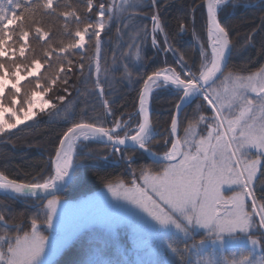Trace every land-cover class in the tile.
I'll return each mask as SVG.
<instances>
[{"label":"snow or ice","instance_id":"6c2138e0","mask_svg":"<svg viewBox=\"0 0 264 264\" xmlns=\"http://www.w3.org/2000/svg\"><path fill=\"white\" fill-rule=\"evenodd\" d=\"M237 2L201 0L200 4H194L193 13L206 9L205 29L209 40L208 50L204 46L200 48L199 66L188 67L185 57L179 55L176 60L179 72L165 68L147 76L139 95L138 111L125 118L124 114L117 117L113 112L114 101L104 98L110 70L101 66V49L106 43L101 34L106 28L109 32L116 28L118 38L128 35L126 46L140 59L144 39L150 38L152 45L159 47L157 33L165 31L159 0H119V3L87 0L84 14L75 9L61 11L59 3L54 7V0H0V137L10 140L12 130L45 112L51 119H66L72 125L63 133L55 150L54 173L50 169L46 175L34 174L31 180L21 182L0 171V193L7 199L27 202L35 198L41 202V211L31 217L30 223L13 225L9 224L13 219L11 209L0 203V264H52L49 256L59 254L88 229L89 225L83 224L70 235L58 233L51 240L47 233L54 227L62 232L64 215L57 209L67 205L61 203L60 194L79 175L83 161L74 162L79 160L77 149L87 147L85 142L89 140L110 147L113 156L121 154L119 158L126 162L131 179L128 185L116 179L108 183L107 190L117 200L128 201L140 209L135 212L104 197L107 206L121 214L107 227L127 224L134 232L144 229L153 234L159 231L157 225L160 229L174 228L183 234L185 250L179 251L178 246L167 242L166 247L179 257L195 250L198 256L195 264H264V248L259 257L255 255L256 246L264 245V65L253 71L231 64L234 55L254 46L257 30L264 33V17L260 18L259 29L250 31L241 44L234 43L231 29L222 17ZM245 6L264 11V0H257L255 5L245 0ZM54 15L63 16L66 21L72 17L71 23L75 26L74 38L55 46L43 23L44 17ZM134 20L136 27L126 32L124 29ZM146 23L152 26L150 32ZM184 30L181 22L180 31ZM30 36L37 43L46 42L41 44L39 57L28 55ZM162 43L163 51L176 55L167 34ZM120 54H124L123 50ZM112 63L111 71L115 72L119 63L115 53ZM121 67L122 79L132 82L128 65ZM42 68L45 69L43 76L40 75ZM73 68L83 78L82 84H92L88 94L101 101L103 115L87 117V107L95 111L94 105H88L77 119L76 114H68L71 101L65 104V95L53 93L58 83H68ZM53 69L55 75H49ZM22 81H28L29 85L23 95ZM150 85L159 88L173 85L178 96L167 136L162 137L159 150L152 148L159 133L146 107L151 100ZM194 99L202 103L197 105L192 118L185 117L181 125L183 107ZM204 110L211 115H203ZM108 118H111L110 125ZM181 128L182 135H177ZM129 151L152 157L154 167H141L137 175L131 167L134 159L123 155ZM102 158L108 159V156ZM141 213H146L151 220ZM198 229L206 230L207 237L196 244L192 242V234ZM209 238L220 249L230 242L244 240L252 245V251L241 260L222 261L214 258V254L202 257L200 254ZM89 264L103 262L96 260ZM180 264L194 262L182 259Z\"/></svg>","mask_w":264,"mask_h":264},{"label":"trees","instance_id":"16d2710c","mask_svg":"<svg viewBox=\"0 0 264 264\" xmlns=\"http://www.w3.org/2000/svg\"><path fill=\"white\" fill-rule=\"evenodd\" d=\"M86 2L87 0L58 1L61 11L75 9L81 14L85 13ZM200 3L201 0H159L160 15L165 31L157 36L159 47L155 48L150 38L146 37L144 39L140 59L137 58L134 51H130L126 46L129 41L128 35L123 36L122 39L118 38L116 28H113L111 32L106 28L105 32L101 34V39L106 41L101 49L103 58L101 66L110 70V82L105 86L104 98H110L111 101H114L113 112L117 117L124 114L125 118H127L128 114L137 112L139 95L143 90L144 80H146L147 76L165 68H175L179 72L180 66L176 63L179 55L185 57L188 67L195 68L199 66L201 56L196 38L200 37L205 46L208 47V34L205 29L206 9L203 12L199 9L195 13L192 12L194 4ZM256 3L257 0H250L251 5ZM95 11L94 7L93 13ZM148 14L150 15V13ZM87 15L92 16V13H87ZM261 17H264V11H260L256 7H246L245 0H238L235 8H229L223 14L222 19L231 29L230 36L233 38V42L241 44L250 31L259 29ZM71 21L72 18L66 21L65 17L59 15L43 18L45 30L50 31L49 39L54 41V46L61 41L67 43L74 38L75 26ZM181 22L185 25L186 30L184 31H180ZM65 23H67V29H65ZM136 25L137 21L134 20L124 30L127 32L129 29L136 27ZM151 27L150 23H146V28L149 32ZM165 34H167L169 44L175 47L176 55L162 50L165 47L162 43ZM29 43L31 50L28 55L41 56V44L46 42L37 43L30 36ZM121 50H123V55L120 54ZM114 53L118 57L119 63L115 72H112ZM75 59L79 61V57ZM123 64L128 65L132 74V82L122 79L123 69L121 65ZM231 64L237 68L246 66L253 71L264 65V33L257 30L254 37V46L246 47L239 54L234 55ZM40 75H45V69ZM49 75H55V69ZM86 75L87 73H85ZM69 76L70 78L66 85L58 83L53 88V93L67 97L65 104L71 101V104H68V114H76L77 119H80L85 108L88 105H94L95 111L91 107H87L85 115L87 117L103 115L104 109L101 101L94 99L88 94L92 84H82L81 80L83 78L80 77L76 68H73V73H70ZM21 87V95H23L24 92L28 91V81H25ZM64 88L68 89V92L71 93L70 96L68 92L63 91ZM177 101L178 96L175 90H171V92L161 90L152 97L153 113L151 120L153 127L159 133L156 141L152 144L153 150H159L163 143L162 137L167 136L166 130L170 127L174 105ZM201 103L200 100H193L184 109L180 118L181 125H183L185 117L188 119L192 118L197 110V105ZM203 103L206 105V102ZM60 107L63 108L64 105H60ZM202 114L205 116L211 115L206 110L202 111ZM37 121H39L38 124L36 123ZM108 123L110 125L111 118H108ZM29 125L36 126L29 127ZM71 126L68 120L62 118L51 119L45 112L40 113L34 120L12 131L13 135L10 140L0 137V171H3L10 178H17L21 182L31 180L34 174L46 175L50 169L54 173L52 161L55 150L63 133ZM21 128L26 130L20 131ZM179 135H182V128L179 130ZM111 153L112 149L106 147L103 143L89 142L77 161H83L79 175L73 180L67 190L60 195V199L74 202L82 200L105 189L108 183L116 179H121L128 185L131 177L126 162L121 160L117 154L113 156ZM158 154H162V152ZM123 155L134 159L135 163L131 167L136 170L137 175H139L141 167H154L153 161L144 153L133 154L129 151L123 153ZM104 156H108V159H103L102 157ZM260 194L259 186H257V195L259 196ZM0 203L8 205L11 209L13 219L9 220L10 225L30 223L31 217L41 211V202L35 200V198H30L27 202L23 199L13 201L0 195ZM184 239L170 237L168 242L178 246L179 251H184L186 247L183 243ZM204 239H206L205 236L197 234L192 242L196 243ZM143 242H148L147 246H142ZM155 246L154 239L134 233L129 226H120L115 230L92 228L79 235L53 264H89V261L96 260L103 262V264H180L182 259H191L195 264L198 259L195 250H192L185 257H179L166 247L162 249V253L153 255L150 251ZM261 246L264 248V245ZM212 250L203 251V254L200 255L207 257L209 254H214L216 259L230 261L233 259L241 260L244 255L251 252L248 246L227 247L223 251L217 249L215 252Z\"/></svg>","mask_w":264,"mask_h":264},{"label":"rangeland","instance_id":"374dc122","mask_svg":"<svg viewBox=\"0 0 264 264\" xmlns=\"http://www.w3.org/2000/svg\"><path fill=\"white\" fill-rule=\"evenodd\" d=\"M58 1L59 0H54V7H55V4L58 3ZM117 2L119 3V0H117ZM71 18L72 17H68L67 19H71ZM160 33H162V32H158L157 36ZM207 38H208V36H207ZM196 43H197V47H198L199 52H200L201 46H204L206 50L209 49V40H208V47L205 46V44L203 43V41H202V39L200 37L196 38ZM43 70H44V68L41 69L40 74L43 72ZM24 82L25 81H22L21 85ZM161 90H167V91H170V92H171V90L177 91L176 88L168 86V87H165V88L157 89L155 91V93H158ZM45 99H47V97H45ZM29 122L30 121L26 122V124L29 123ZM21 126H23V125H20V127ZM14 130H16V129H14ZM14 130H12V131H14ZM90 142H96V141H90ZM85 143L88 144L89 142H85ZM85 149H86V147H78V149H77L78 156H80L81 153ZM117 155L120 157L121 154L117 153ZM75 162H77V161H75ZM82 166H83V164L81 165V167ZM138 183H142V182H138ZM104 197L107 198V201H111L112 204H120L124 208L131 209L132 211H135V212H140V209L136 208L135 205L129 203L128 201H125V200H122V199L121 200H117L116 198H114L112 196V194L110 192H108L107 187L105 189L101 190L100 192H98V193H96L94 195L88 196V197H86V198H84L82 200H79V201H75L74 202V201H66V200L60 199L62 204L66 203V205H67V207H65L63 209L59 208V207L57 209L58 213L63 212V215H64L63 229H62V232H61L60 229H58L56 227H54L53 229H48L47 233L50 234L49 235V239L51 240L52 235H57L58 233L63 234V235H70L71 233H73L77 228H79L83 224H88L89 225L88 229H92V228H106V229H112V230L117 229L118 227L111 228V227H107L106 225H110L111 221L114 218H116L117 216L121 215V214L116 212V211H114V210H112V209H110L107 206L106 202L104 201ZM17 200H19V199H17ZM141 215H143L147 219L151 220L150 217H147L146 213H141ZM53 223L55 225L56 221L54 220ZM152 223H155V222L153 221ZM120 226H129V225L121 224ZM129 227L134 232L133 228L131 226H129ZM156 227H157V229H159V231L157 233H155V234L150 233L149 231L144 230V229H139V230L134 232V233L141 234L143 236L144 235L149 236L150 239L152 238V239L155 240L156 246L154 248H151V251H150V253L153 254V255H156L158 253H162L163 252L162 249L166 247V242L169 243L168 240H169L170 237L171 238H175V239H184L183 234L182 233H178L174 228L166 230V229H160L159 225H157ZM197 234H200V235H203V236L207 237L206 230H203V229H198L192 235L195 238ZM147 244H148V242H143L142 246H147ZM196 244H199V242H196ZM236 246H248L251 249V251H252V245L249 242L244 241V240L230 242L223 249H220L217 245H214L211 242L210 238L208 239L206 245L204 246V251H207L209 249H213L214 252L217 249L220 250V251H223L227 247H236ZM66 248H64L59 254L49 256V259L51 260L52 264L57 260V258L60 256V254ZM261 250H262V246L261 245H257L256 249H255V255L257 257H259L261 255ZM201 254H203V253H201Z\"/></svg>","mask_w":264,"mask_h":264},{"label":"water","instance_id":"95a60500","mask_svg":"<svg viewBox=\"0 0 264 264\" xmlns=\"http://www.w3.org/2000/svg\"><path fill=\"white\" fill-rule=\"evenodd\" d=\"M143 91V90H142ZM152 97H153V95H152ZM152 97H151V100H150V116L152 117V113H153V102H152ZM195 100V99H194ZM193 102V100L189 103V104H187V105H185L184 107H183V111H184V109L187 107V106H189L191 103ZM182 111V112H183ZM177 135H179V131H178V133H177ZM94 141H96V142H99V141H97V140H94ZM101 143V142H100ZM123 147V146H122ZM160 155H162V154H160ZM146 156H147V154H146ZM149 159H151L152 160V157H149V156H147ZM54 160V159H53ZM153 161V160H152ZM75 162V161H74ZM53 171H54V165H53ZM72 182L73 181H71L66 187H65V189H64V191L61 193V194H63L66 190H67V188L72 184ZM60 194V195H61ZM0 195H2V196H4V194L3 193H0ZM46 202V201H45ZM44 202V203H45Z\"/></svg>","mask_w":264,"mask_h":264},{"label":"bare ground","instance_id":"6f19581e","mask_svg":"<svg viewBox=\"0 0 264 264\" xmlns=\"http://www.w3.org/2000/svg\"><path fill=\"white\" fill-rule=\"evenodd\" d=\"M169 86L175 88V86H173V85H169ZM150 88H151V97H152V95L155 93V91H156L157 89H160L159 87L154 86V85H150ZM146 107H148L149 110H150V103H149L148 105H146ZM90 141H94V140H89V141H87V142H90Z\"/></svg>","mask_w":264,"mask_h":264}]
</instances>
